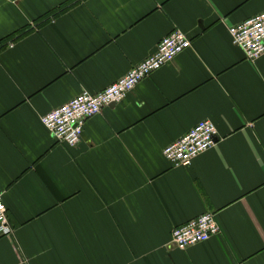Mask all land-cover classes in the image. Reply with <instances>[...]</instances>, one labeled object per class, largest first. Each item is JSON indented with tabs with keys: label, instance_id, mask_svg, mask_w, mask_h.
Masks as SVG:
<instances>
[{
	"label": "crops",
	"instance_id": "crops-1",
	"mask_svg": "<svg viewBox=\"0 0 264 264\" xmlns=\"http://www.w3.org/2000/svg\"><path fill=\"white\" fill-rule=\"evenodd\" d=\"M264 0H0V193L14 228L0 264H264V55L230 27ZM192 41L127 99L89 119L76 148L41 122L154 55ZM215 147L178 168L170 145L199 123ZM206 213L220 233L179 249Z\"/></svg>",
	"mask_w": 264,
	"mask_h": 264
},
{
	"label": "built area",
	"instance_id": "built-area-1",
	"mask_svg": "<svg viewBox=\"0 0 264 264\" xmlns=\"http://www.w3.org/2000/svg\"><path fill=\"white\" fill-rule=\"evenodd\" d=\"M229 33L233 44L244 51L249 61H256L264 55V12L237 27H230ZM192 45L187 35L174 31L161 41L154 55L131 69L125 77L96 94L82 91L69 103L43 116L42 124L55 141L76 148L81 143L89 119L101 114L105 107L125 101L138 84L173 62L176 56L192 48ZM217 134V128L212 122H201L188 135L167 147L163 154L173 167L189 168L196 158L215 147ZM3 196L0 193V239L11 237L15 232ZM219 233L216 216L206 213L175 228L172 240L177 248L184 250L205 243Z\"/></svg>",
	"mask_w": 264,
	"mask_h": 264
}]
</instances>
